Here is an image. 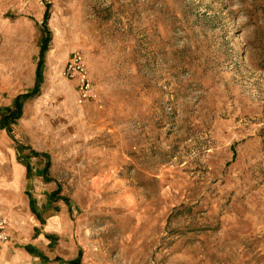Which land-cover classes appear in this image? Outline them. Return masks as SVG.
Masks as SVG:
<instances>
[{
	"label": "rangeland",
	"instance_id": "rangeland-1",
	"mask_svg": "<svg viewBox=\"0 0 264 264\" xmlns=\"http://www.w3.org/2000/svg\"><path fill=\"white\" fill-rule=\"evenodd\" d=\"M44 40L0 170L22 165L31 212L63 217L49 257L264 264V0H0V111Z\"/></svg>",
	"mask_w": 264,
	"mask_h": 264
},
{
	"label": "crops",
	"instance_id": "crops-1",
	"mask_svg": "<svg viewBox=\"0 0 264 264\" xmlns=\"http://www.w3.org/2000/svg\"><path fill=\"white\" fill-rule=\"evenodd\" d=\"M26 169L20 164L0 170V219L6 220L8 241L0 244V264H56L47 253L57 235L67 232L63 217L53 209L42 215L41 209L29 208L28 200L20 194ZM20 190V191H19ZM19 191V193H18Z\"/></svg>",
	"mask_w": 264,
	"mask_h": 264
},
{
	"label": "built area",
	"instance_id": "built-area-1",
	"mask_svg": "<svg viewBox=\"0 0 264 264\" xmlns=\"http://www.w3.org/2000/svg\"><path fill=\"white\" fill-rule=\"evenodd\" d=\"M63 75L65 78L75 80L79 99L83 102H89L94 99V89L79 52H73L69 61L64 67ZM6 220L0 219V244L8 241L9 237L6 229Z\"/></svg>",
	"mask_w": 264,
	"mask_h": 264
},
{
	"label": "trees",
	"instance_id": "trees-1",
	"mask_svg": "<svg viewBox=\"0 0 264 264\" xmlns=\"http://www.w3.org/2000/svg\"><path fill=\"white\" fill-rule=\"evenodd\" d=\"M46 49H47V44H46V40H44L40 47V52H39L40 59H39V63L37 64L36 80H35L34 88L26 94H21L15 97L12 103L13 104L12 107L5 108L0 111L1 112L0 129H3V128L7 129L11 123H14L21 115L23 103L26 100L35 97L39 93V86H40V80H41L39 73H40V68H41V63H42L41 58Z\"/></svg>",
	"mask_w": 264,
	"mask_h": 264
}]
</instances>
